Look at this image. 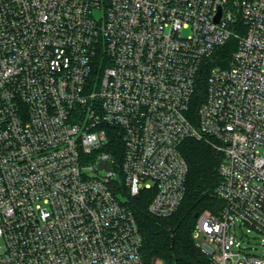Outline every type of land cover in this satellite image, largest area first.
<instances>
[{
  "label": "built area",
  "instance_id": "built-area-1",
  "mask_svg": "<svg viewBox=\"0 0 264 264\" xmlns=\"http://www.w3.org/2000/svg\"><path fill=\"white\" fill-rule=\"evenodd\" d=\"M191 139L221 155L198 247L264 264V0H0V264H148L130 197L176 214Z\"/></svg>",
  "mask_w": 264,
  "mask_h": 264
},
{
  "label": "trees",
  "instance_id": "trees-1",
  "mask_svg": "<svg viewBox=\"0 0 264 264\" xmlns=\"http://www.w3.org/2000/svg\"><path fill=\"white\" fill-rule=\"evenodd\" d=\"M236 43L231 41L219 49L215 63H229ZM105 152L120 157L121 147L117 140ZM182 154L189 166L186 182V196L179 211L165 219L152 217L148 213L151 194L130 197L129 206L133 211L139 231L143 237V256L148 264L153 259L164 264H210L209 257L196 244L193 230L197 222L196 215L204 211L217 213L223 201L215 195L220 182L219 167L221 155L212 146L203 141L187 140L182 146Z\"/></svg>",
  "mask_w": 264,
  "mask_h": 264
},
{
  "label": "rangeland",
  "instance_id": "rangeland-1",
  "mask_svg": "<svg viewBox=\"0 0 264 264\" xmlns=\"http://www.w3.org/2000/svg\"><path fill=\"white\" fill-rule=\"evenodd\" d=\"M203 242V239L201 238V239H197L196 240V244H197V246H199L201 243ZM157 259H153L152 261H151V264H157Z\"/></svg>",
  "mask_w": 264,
  "mask_h": 264
},
{
  "label": "water",
  "instance_id": "water-1",
  "mask_svg": "<svg viewBox=\"0 0 264 264\" xmlns=\"http://www.w3.org/2000/svg\"><path fill=\"white\" fill-rule=\"evenodd\" d=\"M219 17H220V15L218 16V19H219ZM107 168L108 170H110L111 169V165L110 164H101L100 166H99V169H102V168ZM196 217H198V215H196Z\"/></svg>",
  "mask_w": 264,
  "mask_h": 264
}]
</instances>
